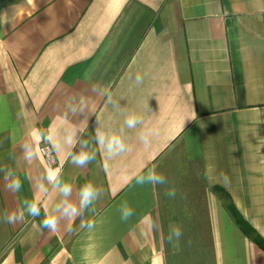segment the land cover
Returning a JSON list of instances; mask_svg holds the SVG:
<instances>
[{"label": "crops", "instance_id": "1", "mask_svg": "<svg viewBox=\"0 0 264 264\" xmlns=\"http://www.w3.org/2000/svg\"><path fill=\"white\" fill-rule=\"evenodd\" d=\"M130 113L141 118L135 128ZM85 127L95 159L80 168L68 153L81 146L66 138ZM97 129L126 151L109 156ZM34 130L50 139L35 141ZM48 168L71 184L67 198ZM149 168L169 184L136 185ZM8 171L18 193L5 188ZM86 182L103 195L64 215L65 199L79 209ZM224 193L264 239V0H0V264H264ZM34 197L37 217L24 203ZM123 201L135 210L128 221ZM14 210L24 220L6 223ZM46 215L55 232L42 227ZM177 225L184 235L169 241Z\"/></svg>", "mask_w": 264, "mask_h": 264}, {"label": "clouds", "instance_id": "2", "mask_svg": "<svg viewBox=\"0 0 264 264\" xmlns=\"http://www.w3.org/2000/svg\"><path fill=\"white\" fill-rule=\"evenodd\" d=\"M136 84H140L143 82V77L139 73L135 76ZM105 92L108 96V102H113L112 95L110 92L105 89ZM71 111L75 112L76 108L68 105ZM83 107L80 108V112L83 113ZM86 119V118H85ZM138 123H141V118L135 113H130L125 118V124L128 128H135ZM184 123V122H183ZM183 123L181 127L183 128ZM86 131L85 129H75L71 132V134L66 138L69 142L72 143L74 147L77 143L81 146V151L79 152H69L68 156L70 159V163L75 165L76 167H84L85 165L91 163L95 159V152H90L84 149H87L89 141L82 138V133ZM149 135L147 131H143L140 133V139L145 145L149 143ZM32 137L35 141L39 142L42 139H50L48 137H43L42 134L38 130H34L32 133ZM95 142L104 147L109 156L116 155L118 153L126 151V144L124 140L119 135H108L99 129L96 130L95 133ZM54 148L59 147V142L53 144ZM34 156L31 148H25L24 150V159L31 160ZM60 168L47 169V179L49 182L53 183L55 187L59 188L60 194L67 198L72 192L71 184L67 182H61L60 180ZM12 176L11 171H8L5 176V188L12 192L13 194L18 193L22 188V182L18 177L12 178L11 182H8L9 177ZM135 180V184L138 186L144 185H160L166 186L169 184L168 178L158 173L155 168H149L147 172L143 170L137 172L133 177ZM221 178L225 184L229 182V177L226 174H221ZM46 191V189H45ZM178 189L175 187H164V195L169 199H176L178 196ZM103 195V190L94 186L91 182H86L79 189V209H77L76 205L67 201V199L63 202V214L66 216L75 217L77 215H81L83 210L87 208L89 205H92L94 201H97ZM27 213L31 217H37L40 215V206L38 200L34 197L31 200H25ZM59 210V206H58ZM118 211L120 213V218L122 221H128L134 214L135 210L132 208L127 201L121 202ZM4 221L8 224H16L22 222L24 220V211L23 210H14L7 211L3 217ZM57 217L54 215H46L41 221V225L43 228L48 229L49 231L55 232L57 230ZM94 226V221H87L86 223L81 224V227L91 229ZM153 227L155 224L153 223ZM183 229L180 225L174 226L171 229L170 234L167 236L169 241L175 239L177 242L181 240L183 237Z\"/></svg>", "mask_w": 264, "mask_h": 264}, {"label": "trees", "instance_id": "3", "mask_svg": "<svg viewBox=\"0 0 264 264\" xmlns=\"http://www.w3.org/2000/svg\"><path fill=\"white\" fill-rule=\"evenodd\" d=\"M222 197L225 200V207L229 211L230 215L232 216L233 220L240 228V230L264 250V239L256 232V230L248 223V221L245 220L241 213L236 209V207L230 201L229 196L224 193Z\"/></svg>", "mask_w": 264, "mask_h": 264}, {"label": "built area", "instance_id": "4", "mask_svg": "<svg viewBox=\"0 0 264 264\" xmlns=\"http://www.w3.org/2000/svg\"><path fill=\"white\" fill-rule=\"evenodd\" d=\"M40 150H41V153L45 156L47 162L49 164H51L53 162V158H54L51 147L48 144H44V145H42Z\"/></svg>", "mask_w": 264, "mask_h": 264}]
</instances>
